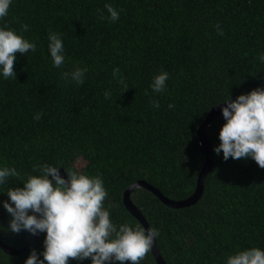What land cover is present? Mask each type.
<instances>
[{"label":"trees","instance_id":"obj_1","mask_svg":"<svg viewBox=\"0 0 264 264\" xmlns=\"http://www.w3.org/2000/svg\"><path fill=\"white\" fill-rule=\"evenodd\" d=\"M106 3L119 11L117 21L99 18L97 9L108 16ZM5 26L37 45L35 52L16 53V79L0 73V167L20 173L0 185V238L14 248L31 234L10 231L3 202L9 187H23L28 175L40 174L34 165L102 175L105 207L115 205L112 222L143 226L126 208L125 190L143 180L175 201L189 197L205 162L197 130L209 111L264 88L258 59L264 55V0H11L0 18ZM50 31L62 34L60 68L48 50ZM76 67L88 69L79 85L71 78ZM114 68L120 69L115 77ZM161 70L169 73L167 88L153 93L150 84ZM37 113L41 118L34 120ZM225 122L221 113L205 129L212 166L195 203L170 207L146 188L131 191L159 230L156 241L167 264H226L239 250L264 251V169L251 158L225 161L222 151H213ZM45 236L39 233L16 255L0 246V264H25L32 249L43 259ZM140 264L158 263L150 251Z\"/></svg>","mask_w":264,"mask_h":264},{"label":"clouds","instance_id":"obj_2","mask_svg":"<svg viewBox=\"0 0 264 264\" xmlns=\"http://www.w3.org/2000/svg\"><path fill=\"white\" fill-rule=\"evenodd\" d=\"M10 5L11 0H0V18L8 15ZM104 10L107 17L97 9L101 20L115 22L119 19V11L111 3H106ZM21 27L23 31L29 28L27 24ZM216 29L217 34L223 35L219 24ZM48 41L53 67L60 68L65 62L62 34L50 31ZM36 50L35 42L7 26L0 28V73L3 78L16 79V53L23 55ZM258 59L264 63V55ZM86 71V67H76L71 72L72 80L82 84ZM118 73L120 69L114 68L113 77ZM68 75L64 72L62 78ZM168 79L169 73L164 70L154 75L150 84L152 92H164ZM120 83L127 90L123 78ZM108 95L109 92L105 91V98ZM150 103L154 108L160 107L157 100H150ZM225 103L227 106L222 108V115L226 122L219 132L220 144L213 151L217 155L222 151L225 161L229 158H251L264 169V88L257 87L235 100L229 97ZM168 107L173 108L174 105L169 104ZM40 118L39 113L33 117L34 120ZM59 169L47 163L34 165L33 172H39V175H28L23 187H9L6 191L9 200L3 202V207L11 216L10 231L17 234L27 231L31 235L46 233L44 251L40 254L43 259L32 249L25 264H68L70 259H90L91 264H124L125 261L140 264L152 250L159 230L155 227L145 229L139 224L135 227L129 223L114 224L109 209L115 205L105 207L108 192L102 175L89 176L72 167L65 168V179ZM19 176L15 167H0V185L5 184L9 177ZM226 264H264V251L258 247L239 250L227 256Z\"/></svg>","mask_w":264,"mask_h":264},{"label":"water","instance_id":"obj_3","mask_svg":"<svg viewBox=\"0 0 264 264\" xmlns=\"http://www.w3.org/2000/svg\"><path fill=\"white\" fill-rule=\"evenodd\" d=\"M226 104H218L215 105L214 107H212V109L209 111L208 115L206 116V118L204 119V121L201 123L200 127L197 130V134L200 140V150L201 152L205 155V162L203 165V168L201 169L199 175H198V179H197V185L195 190L193 191V193L182 200H172L166 196H164L159 189H157L156 187H154L153 185L149 184L146 181L143 180H139L133 184H131L124 192V196H123V200H124V204L126 206V208L129 210V212H131V214H133L141 223L142 225L145 227V229H148L150 226V224L148 223V221L146 220V218L143 216V214L138 210V208L136 207V205L133 203V201L130 198V194L131 191L136 189V188H146L150 191H152L154 194H156L159 199L167 206L170 207H185V206H189L193 203H195L198 198L202 195L203 190H204V178L206 176V174L209 172L211 166H212V160H211V155H210V150H211V143L209 142L205 129L207 126L210 125L211 121L217 117L219 114L222 113V108L226 107ZM60 171V175L67 179V174L65 172V170L63 168L59 169ZM51 179V177H50ZM39 236V232L36 235H31L30 238L28 239V241L19 248H14L11 247L7 244H5L1 238H0V246L3 248V250L6 253L9 254H19L21 252H25L28 250V248L33 245L37 238ZM153 256L156 259V262L158 264H167L166 261L163 259L160 249L158 247L157 241L155 240L152 250H151ZM125 264H131L130 261H125Z\"/></svg>","mask_w":264,"mask_h":264}]
</instances>
